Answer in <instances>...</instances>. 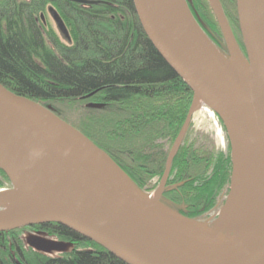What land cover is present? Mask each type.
I'll list each match as a JSON object with an SVG mask.
<instances>
[{
  "label": "water",
  "instance_id": "obj_1",
  "mask_svg": "<svg viewBox=\"0 0 264 264\" xmlns=\"http://www.w3.org/2000/svg\"><path fill=\"white\" fill-rule=\"evenodd\" d=\"M132 1L149 41L194 94L159 187L151 194L141 191L52 109L0 83V169L12 184L0 190V233L59 224L125 264H264V0H236L246 55L220 0H208L228 56L198 23L192 0ZM50 15L68 38L59 13L52 8ZM202 106L222 122L231 146V185L221 210L245 191L249 197L246 217L231 232L162 202L173 160ZM26 244L43 254L71 246L42 238Z\"/></svg>",
  "mask_w": 264,
  "mask_h": 264
},
{
  "label": "trees",
  "instance_id": "obj_2",
  "mask_svg": "<svg viewBox=\"0 0 264 264\" xmlns=\"http://www.w3.org/2000/svg\"><path fill=\"white\" fill-rule=\"evenodd\" d=\"M93 1L100 4L0 0V83L52 109L104 150L138 189L151 194L160 185L194 94L149 41L132 0ZM191 4L226 49L208 0H192ZM48 5L66 25L67 45L55 37L49 38L54 48L48 44L39 18ZM230 5L239 29L236 0ZM50 103L76 105L79 114L69 120ZM190 133L191 126L173 160L162 202L203 221L229 194L231 146L227 137V151L205 153L196 149L197 140L190 142ZM8 187L12 184L0 169V190ZM39 228L71 248L43 254L26 244L24 229L0 233V264H17V260L21 264H125L64 226Z\"/></svg>",
  "mask_w": 264,
  "mask_h": 264
},
{
  "label": "rangeland",
  "instance_id": "obj_3",
  "mask_svg": "<svg viewBox=\"0 0 264 264\" xmlns=\"http://www.w3.org/2000/svg\"><path fill=\"white\" fill-rule=\"evenodd\" d=\"M209 2V1H208ZM222 7L227 12L228 18L231 21L232 24L235 25V22L233 21V14L234 10L231 8V0H220ZM53 8V6L48 5L46 9L39 14V18L42 17L43 19V27L45 29L46 36L49 40V38L55 37L54 39L58 41L61 44L67 45L69 43L68 39L59 31L57 25L55 24L53 18L50 15V10ZM216 21V20H215ZM217 34V32H216ZM48 44L50 47L54 48L53 43L51 40L48 41ZM50 105L54 108L60 111L61 115L64 118H67L69 120H74V118L77 117L79 114V107L76 105H71L66 103V105L62 103H50ZM195 117H193V120L191 122V135H190V142H194L195 140L197 145L196 149L202 150L205 153H217L220 151H227L229 142L227 139V134L225 132V128L222 126V122L219 120L217 116H211L208 113H202L201 115L195 112ZM190 128V127H189ZM12 189V187L5 188L4 190ZM226 198H222V201L220 203V206L211 213L210 216H207V218H204L203 221L206 223L215 226V223L219 219V212L223 208ZM228 232H231L228 231ZM25 242L28 239H34V238H42L45 240L50 241H57L52 237H49L46 234L42 233H36V232H28L25 233ZM63 243V242H62ZM71 248V246H68L66 249ZM51 254V253H50Z\"/></svg>",
  "mask_w": 264,
  "mask_h": 264
},
{
  "label": "flooded vegetation",
  "instance_id": "obj_4",
  "mask_svg": "<svg viewBox=\"0 0 264 264\" xmlns=\"http://www.w3.org/2000/svg\"><path fill=\"white\" fill-rule=\"evenodd\" d=\"M190 7L192 9V12L194 14V16L196 17L198 23L200 24V26L202 27V29L204 30V32L207 34V36L210 38V40L214 43V45H216L218 47V49H220L224 55L228 56V52L227 49L224 48L223 43L221 42V39L219 38L218 34H216L215 31H213L210 26L207 24V22L202 18V16L198 13V11L196 10L195 6H192V4H190ZM225 15L227 17V20L229 22V25L232 29V32L236 38L237 43L240 46L241 51L243 52L244 55H246L243 44H242V38H241V34H240V30L238 29V27L234 24L231 23V21L228 18L227 12L225 11V9L223 8ZM56 24V23H55ZM49 224H53V223H49ZM44 225H48V224H44ZM39 226H43V225H37V226H33V227H28V228H23L25 233L28 232H36V233H42V234H46L48 233L47 231L39 228ZM21 230V229H20ZM55 237L54 235H51L49 237ZM52 237V238H53ZM56 238V237H55ZM57 241L62 242L61 240H59V238H57ZM3 241H0V253L3 256V251H1V248L3 247ZM14 254L17 257V252L14 250Z\"/></svg>",
  "mask_w": 264,
  "mask_h": 264
},
{
  "label": "bare ground",
  "instance_id": "obj_5",
  "mask_svg": "<svg viewBox=\"0 0 264 264\" xmlns=\"http://www.w3.org/2000/svg\"><path fill=\"white\" fill-rule=\"evenodd\" d=\"M199 109L197 111H199ZM248 209L249 197L245 191L237 201L234 202L231 200V202L219 212L221 218L216 222V227L221 230L230 231L243 221L247 215Z\"/></svg>",
  "mask_w": 264,
  "mask_h": 264
},
{
  "label": "built area",
  "instance_id": "obj_6",
  "mask_svg": "<svg viewBox=\"0 0 264 264\" xmlns=\"http://www.w3.org/2000/svg\"><path fill=\"white\" fill-rule=\"evenodd\" d=\"M198 114H202V113H208L213 117L216 116L211 110H209L208 108H206L205 106L200 107L199 111H196ZM195 117V116H194ZM214 118V117H213Z\"/></svg>",
  "mask_w": 264,
  "mask_h": 264
}]
</instances>
